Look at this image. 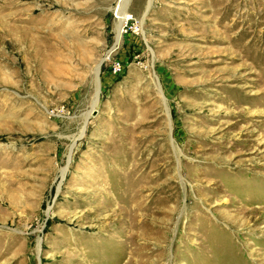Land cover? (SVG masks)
<instances>
[{
    "label": "rangeland",
    "instance_id": "rangeland-1",
    "mask_svg": "<svg viewBox=\"0 0 264 264\" xmlns=\"http://www.w3.org/2000/svg\"><path fill=\"white\" fill-rule=\"evenodd\" d=\"M124 1L0 0V264H264V0Z\"/></svg>",
    "mask_w": 264,
    "mask_h": 264
},
{
    "label": "bare ground",
    "instance_id": "bare-ground-1",
    "mask_svg": "<svg viewBox=\"0 0 264 264\" xmlns=\"http://www.w3.org/2000/svg\"><path fill=\"white\" fill-rule=\"evenodd\" d=\"M128 1L129 0H125L124 1V5H123V7H122V13H121V16H120V18H119V21H118V24H117V35H116V38H117V43H119V41H120V38H121V33H122V28H123V24H124V22L126 21V19H127V14L125 15V12H126V8H127V5H128ZM149 2H151V1H149ZM150 7V3H149V5L147 6V8H146V10L148 9ZM112 51H110V52H108L109 53V55H110V53H111ZM99 69H100V65H98L96 68H95V78H96V80H95V82H96V92L98 91V88H99V77H98V75H99ZM94 103V102H93ZM85 122V121H84ZM85 126V125H84ZM83 130L84 129H82V133H83ZM63 173H64V170L62 171V174H61V177H63Z\"/></svg>",
    "mask_w": 264,
    "mask_h": 264
},
{
    "label": "built area",
    "instance_id": "built-area-1",
    "mask_svg": "<svg viewBox=\"0 0 264 264\" xmlns=\"http://www.w3.org/2000/svg\"><path fill=\"white\" fill-rule=\"evenodd\" d=\"M122 26H123L122 33H126L128 31L137 32L138 27H139L136 21L134 20V18L128 14H127V19ZM112 70H113V73L120 72L121 70L120 63L118 62L114 63L112 66Z\"/></svg>",
    "mask_w": 264,
    "mask_h": 264
},
{
    "label": "water",
    "instance_id": "water-1",
    "mask_svg": "<svg viewBox=\"0 0 264 264\" xmlns=\"http://www.w3.org/2000/svg\"><path fill=\"white\" fill-rule=\"evenodd\" d=\"M103 62V61H102ZM101 62V63H102ZM98 97H99V88H98V91L96 92V94H95V98H94V103H93V106H95L96 105V103H97V101H98ZM95 111H93L92 112V114L93 115H95ZM74 146V144H72V146H71V149H70V152H69V156H70V154H71V151H72V147ZM66 168H67V166H66ZM66 168H65V170H66Z\"/></svg>",
    "mask_w": 264,
    "mask_h": 264
}]
</instances>
